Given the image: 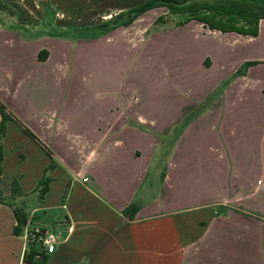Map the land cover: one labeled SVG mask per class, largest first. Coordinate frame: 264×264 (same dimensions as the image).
Returning a JSON list of instances; mask_svg holds the SVG:
<instances>
[{
  "label": "crops",
  "instance_id": "0c3cea01",
  "mask_svg": "<svg viewBox=\"0 0 264 264\" xmlns=\"http://www.w3.org/2000/svg\"><path fill=\"white\" fill-rule=\"evenodd\" d=\"M39 1L19 0L29 24H20L15 14L0 8V105L50 153L48 159L13 122L4 123L0 195L9 198L6 188L15 180L23 196L0 203V264H27L22 261L23 226L13 234L11 206L23 208L27 227L44 228L29 224L35 211H64V219L57 221L62 225L59 243L45 264H166L167 255L176 258L174 263L197 264L198 258L212 255L218 241L227 252L224 259H237L224 264H245L251 256L260 259L255 264H264V19L258 21L255 36L221 33L239 38L221 46L241 45L242 55L236 63L214 61L220 67L195 101L179 97L176 107H119L116 87L109 106L98 105L99 93L91 90L80 97L92 98V104L71 106L61 101L64 90L53 95V53L63 52L67 42L49 35L50 9L38 8ZM47 1L49 6L58 3ZM61 1L69 12H81L75 17L97 26L91 21V2L103 0H83L85 5L76 6L79 0ZM106 1L116 14L145 0ZM244 63L251 64L231 76ZM128 88L126 93H137L135 86ZM78 108L82 117L77 121L67 116L54 122V115H77ZM87 115L91 117L84 123ZM102 129L112 131L110 143L102 139ZM165 147L167 153L157 161L154 154ZM154 158L162 161V170L157 165V190L146 201L148 185L143 186ZM49 160L54 166L51 181L41 203L33 205L34 189ZM56 172L62 190L51 198ZM129 205L135 207L131 219L122 214ZM169 221L178 229L167 252ZM230 242L237 249L232 255Z\"/></svg>",
  "mask_w": 264,
  "mask_h": 264
},
{
  "label": "rangeland",
  "instance_id": "374dc122",
  "mask_svg": "<svg viewBox=\"0 0 264 264\" xmlns=\"http://www.w3.org/2000/svg\"><path fill=\"white\" fill-rule=\"evenodd\" d=\"M0 4H6L9 9H13V5L19 6V0H0ZM50 4L52 6H49L47 0L39 1L38 8L48 6L50 9L48 21L51 23L46 28L49 35H54L55 38L67 42L63 52L59 49L60 51H55L52 57V60H56L52 77L55 84L53 95L56 97L60 90H64V98L61 99L63 104L65 102L71 106L92 104V98L80 97L81 92L91 90L94 93H99L97 96L100 98L96 99L98 105L109 106L111 104L109 98L112 95L115 96L114 89L117 87L116 95L119 107L129 105H147L156 108L160 106L176 107V101L179 97L182 100L186 98L195 101L199 95L197 93L205 90L206 87L208 88L209 84L211 85L207 81L215 74L216 68L219 69L220 67H217L218 65L214 61L218 60L225 64L236 63L242 55V51L240 53L241 45L236 44L229 49L221 46L223 43L233 45L239 40L237 36L210 31L197 20L189 18L188 15L168 14L165 7L147 10L132 19L129 24L124 25L127 20L125 11L112 14L110 8L112 3L106 0L91 2L93 4L91 10L95 14L91 21L93 23L95 21L97 24V26H91L85 22L87 19L84 17H75V14L78 15L81 12H75V14L69 12L63 1L58 0V3L53 1ZM79 4L85 5L86 3L79 0L74 5ZM20 7L23 8V6ZM117 15L121 17L114 21ZM102 16L103 18H101ZM52 22L56 24H52ZM83 22L85 23L83 24ZM221 51L227 56H223ZM241 69L242 65L231 76L238 75L235 73ZM127 86H135L137 93H126L125 90L130 89ZM131 95H133L132 98H128ZM75 114L77 115H54V122L60 123L67 116L75 118L74 121H77L79 115L82 117L79 108ZM10 115L21 123L18 117L13 114ZM106 116L109 117L107 114H101L102 118ZM122 116L125 117V114ZM90 117L87 115L84 118V123H87ZM144 117L148 116L144 115ZM102 118L100 119L101 122ZM103 120L105 122L110 121L105 118ZM119 120L124 119L120 118ZM107 131V129H102L100 133L102 139L108 140L110 143L108 134H111L112 131L111 133L109 131L108 134ZM57 132V136L61 137L62 131L58 129ZM47 133L52 135L53 132L50 130ZM166 151L167 148L165 147L159 153L154 154L155 158L156 154L159 155L157 161L167 153ZM45 156L47 157L46 154ZM155 158L149 168L146 185L143 186L145 189L148 185V191L145 195L146 201L151 200L157 190L159 182L157 165L161 167L159 172L162 170V161L158 164ZM48 164L52 166V169L46 172V175L50 177L54 166L50 160ZM52 182L50 197L54 198L56 192L62 190L63 184L58 172H56ZM64 192H66L67 198L69 187L65 188ZM32 197L34 199L33 205L41 203V201L38 202L36 193ZM1 198L6 203L9 202L5 193ZM26 209L29 210V208ZM35 212V219H29L30 225L33 223L36 226H43L46 230L61 234L62 225L57 222L58 219H64V211L61 208H49L45 211ZM169 222L171 224L166 223L165 227L166 237L171 240L166 239L167 252L172 250L173 232L178 229L173 221ZM226 247L224 246V248ZM212 248V255L198 258L197 264H224V262L233 263L237 260L234 257L223 258L227 252L221 249L222 245L219 241L213 242ZM227 248L229 254L236 253V243L230 242ZM174 260L176 258L174 259L172 255H167L166 264H178L176 261L174 263ZM244 260L245 264H255L256 260L260 261L253 256L246 257Z\"/></svg>",
  "mask_w": 264,
  "mask_h": 264
},
{
  "label": "trees",
  "instance_id": "16d2710c",
  "mask_svg": "<svg viewBox=\"0 0 264 264\" xmlns=\"http://www.w3.org/2000/svg\"><path fill=\"white\" fill-rule=\"evenodd\" d=\"M157 7H165L167 13L171 15H188L189 18L200 22L206 29L219 33L255 36L258 21L264 19V0H145L139 5L125 11L127 20L124 22V25L129 24L132 19L145 11ZM0 8L6 9L11 14H15L20 24L31 23L30 16L20 6L13 5V9H9L8 5L0 4ZM120 17V15H117L114 21L120 19ZM250 64L244 63L242 69L236 71L235 74L243 73L245 68ZM6 121L13 122L50 158V153L45 146L12 115L5 113L3 107L0 105V138L4 134V123ZM51 169L52 166L50 164L43 169V174L34 189L38 202L42 201L43 195L47 191L48 184L51 181L50 177L46 175V172ZM6 189L8 191V199L23 196L15 180H12ZM65 198L66 192H64L62 200ZM0 203H3L1 195ZM10 208L15 221L12 232L14 235H17L19 228L25 225L26 215L22 207L11 206ZM134 212L135 207L129 205L122 211V214L127 216L128 219H131ZM46 259L47 256L43 253L36 252L32 244L26 245L22 254V261L27 264H45Z\"/></svg>",
  "mask_w": 264,
  "mask_h": 264
},
{
  "label": "built area",
  "instance_id": "2783aa9c",
  "mask_svg": "<svg viewBox=\"0 0 264 264\" xmlns=\"http://www.w3.org/2000/svg\"><path fill=\"white\" fill-rule=\"evenodd\" d=\"M21 235L25 247L28 244H32L36 252L43 253L46 256L53 253L55 246L60 240L57 232L39 227H27L26 225L22 227Z\"/></svg>",
  "mask_w": 264,
  "mask_h": 264
}]
</instances>
